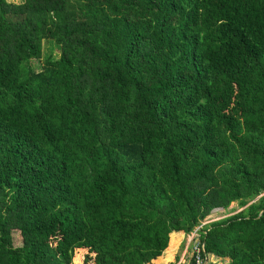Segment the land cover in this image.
Listing matches in <instances>:
<instances>
[{
	"label": "trees",
	"instance_id": "obj_1",
	"mask_svg": "<svg viewBox=\"0 0 264 264\" xmlns=\"http://www.w3.org/2000/svg\"><path fill=\"white\" fill-rule=\"evenodd\" d=\"M232 203L206 254L264 264V0H0V264H148Z\"/></svg>",
	"mask_w": 264,
	"mask_h": 264
},
{
	"label": "rangeland",
	"instance_id": "obj_2",
	"mask_svg": "<svg viewBox=\"0 0 264 264\" xmlns=\"http://www.w3.org/2000/svg\"><path fill=\"white\" fill-rule=\"evenodd\" d=\"M12 3H19L21 0H8ZM52 53L55 57H58L59 50L55 46L54 42L49 40L42 41V55L40 61L37 63L33 62V65H39L42 63V60L46 57L47 54ZM239 209L237 203H232L227 209H214L211 214L201 223L198 228L203 225L210 223L212 221H217L220 219L227 218L238 213ZM197 228V227H196ZM191 233L182 234L174 233L170 237V241L166 246H162L158 249L152 250V254H155V257H152L148 264H188L189 263V246ZM12 244L15 246L20 245V237L17 232L12 233ZM87 254L86 249H75L73 253V258L71 264H84V257ZM77 260V261H75ZM228 258L220 259L216 256L207 255L206 264H225L228 262ZM77 262V263H76Z\"/></svg>",
	"mask_w": 264,
	"mask_h": 264
},
{
	"label": "built area",
	"instance_id": "obj_3",
	"mask_svg": "<svg viewBox=\"0 0 264 264\" xmlns=\"http://www.w3.org/2000/svg\"><path fill=\"white\" fill-rule=\"evenodd\" d=\"M200 227L191 232L190 246L194 258V264H206L207 254L205 252L204 242L199 239Z\"/></svg>",
	"mask_w": 264,
	"mask_h": 264
},
{
	"label": "crops",
	"instance_id": "obj_4",
	"mask_svg": "<svg viewBox=\"0 0 264 264\" xmlns=\"http://www.w3.org/2000/svg\"><path fill=\"white\" fill-rule=\"evenodd\" d=\"M210 255H212V254H210ZM212 256H215V255H212ZM217 257V256H216ZM219 258V257H218ZM221 259V258H220Z\"/></svg>",
	"mask_w": 264,
	"mask_h": 264
}]
</instances>
